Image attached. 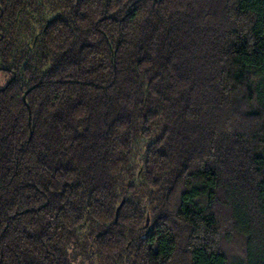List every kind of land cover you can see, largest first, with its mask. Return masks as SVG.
I'll return each instance as SVG.
<instances>
[{"label":"trees","instance_id":"1","mask_svg":"<svg viewBox=\"0 0 264 264\" xmlns=\"http://www.w3.org/2000/svg\"><path fill=\"white\" fill-rule=\"evenodd\" d=\"M0 69V264H264V0H0Z\"/></svg>","mask_w":264,"mask_h":264},{"label":"rangeland","instance_id":"2","mask_svg":"<svg viewBox=\"0 0 264 264\" xmlns=\"http://www.w3.org/2000/svg\"><path fill=\"white\" fill-rule=\"evenodd\" d=\"M9 82V77L4 73L2 69H0V88H3L6 86V84ZM149 221L147 222V224Z\"/></svg>","mask_w":264,"mask_h":264},{"label":"water","instance_id":"3","mask_svg":"<svg viewBox=\"0 0 264 264\" xmlns=\"http://www.w3.org/2000/svg\"><path fill=\"white\" fill-rule=\"evenodd\" d=\"M10 82H11V79H10L9 82L6 84V86H7ZM6 86H4V87H6ZM122 204H123V202L118 206L117 211L120 209V207L122 206Z\"/></svg>","mask_w":264,"mask_h":264}]
</instances>
